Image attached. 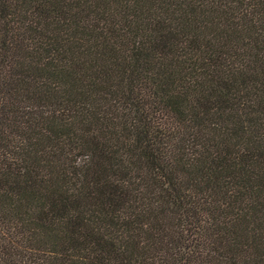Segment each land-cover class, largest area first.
Instances as JSON below:
<instances>
[{"label": "trees", "instance_id": "1", "mask_svg": "<svg viewBox=\"0 0 264 264\" xmlns=\"http://www.w3.org/2000/svg\"><path fill=\"white\" fill-rule=\"evenodd\" d=\"M0 264H264V0H0Z\"/></svg>", "mask_w": 264, "mask_h": 264}]
</instances>
